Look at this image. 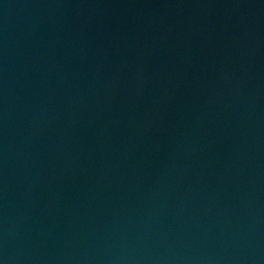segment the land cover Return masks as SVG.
<instances>
[{"label": "water", "instance_id": "95a60500", "mask_svg": "<svg viewBox=\"0 0 264 264\" xmlns=\"http://www.w3.org/2000/svg\"><path fill=\"white\" fill-rule=\"evenodd\" d=\"M0 264H264V0H0Z\"/></svg>", "mask_w": 264, "mask_h": 264}]
</instances>
